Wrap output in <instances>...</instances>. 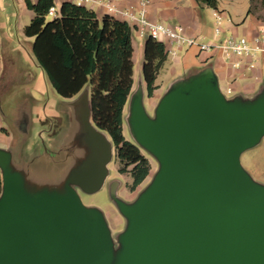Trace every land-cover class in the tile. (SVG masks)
<instances>
[{
  "label": "water",
  "instance_id": "water-1",
  "mask_svg": "<svg viewBox=\"0 0 264 264\" xmlns=\"http://www.w3.org/2000/svg\"><path fill=\"white\" fill-rule=\"evenodd\" d=\"M142 100L136 90L130 123L161 167L135 204L117 201L129 223L115 264H264V186L240 160L264 135V96L229 101L205 73L171 88L155 117ZM82 137L92 153L59 192L29 191L0 148V264L112 263L105 217L73 188H101L111 144L90 123Z\"/></svg>",
  "mask_w": 264,
  "mask_h": 264
},
{
  "label": "crops",
  "instance_id": "crops-1",
  "mask_svg": "<svg viewBox=\"0 0 264 264\" xmlns=\"http://www.w3.org/2000/svg\"><path fill=\"white\" fill-rule=\"evenodd\" d=\"M62 1L64 0H54L56 12L54 14L49 13L48 18L59 14V5ZM100 1L102 2H91L82 5L94 9L99 17L104 14H111L118 19L126 20L135 25L134 22L118 13H110L103 2L109 1L116 7L123 9L128 6H138L140 0ZM244 2L245 0H242L243 5L240 6V0H218V8H210L200 7L196 0H151L147 7V15L148 18L156 22H164L170 25L182 24L186 32L191 36L213 39L216 37L217 25L215 23L217 22L218 14L221 16V27L224 33L228 32L227 30H231L235 35H246L252 38L258 33L259 28L264 26V0H248L249 5L247 6H245ZM253 3L258 6H253ZM33 16L34 12L28 7L27 0H0V148L7 150L11 154V167L14 170L29 172L28 175L23 173L31 183L33 182V164L35 162L50 163L51 159H53V154H58L60 156L59 163L62 165V187L64 188L72 172L70 167L77 162V156L74 155L75 152H69L66 146H61L53 149L52 152L47 149L45 151L38 150V152L36 151L33 154L29 143V117L25 116L21 120L24 111L30 107L28 106L29 102H13L18 97L14 99L15 96L12 94L17 92L12 93L10 90V83L13 81L17 84L27 85L34 84L36 79L40 78L34 89L43 98L37 100V102L41 104L45 102V108L54 111V105L49 104L50 101H45V93L41 89V79L43 78L47 81L48 78L32 53V45L35 38L27 36L25 33V28ZM17 34L22 36L19 42L17 41ZM147 38V36H141L138 33L136 26L133 33L135 47L134 84L130 98L136 92L135 76L136 73L140 72L139 64L142 65L143 61H145L144 46ZM164 43L170 48L171 44L169 42ZM20 47L26 49L21 54L23 62L25 63V59L27 60V64L25 66L23 64L24 67L20 64L21 62L17 56L14 55L19 51ZM256 58V65L252 69L247 66L251 60L250 57L246 58V60L243 59L241 67H234L219 51L207 52L200 51L197 46H182L175 55L169 53L156 79L158 87L154 90L153 96L148 97L157 104L159 102L157 100L161 99L175 85L205 73H213L217 77L224 95L225 91H227L232 96L228 98L225 95L227 100L241 104L253 103L264 96V53ZM235 59L233 58L232 60L234 61ZM30 63L40 69V75L37 78L33 69L29 66ZM144 86L147 92L146 83ZM18 92H20L19 88ZM79 94L66 99L75 102ZM3 100L8 102L6 103ZM75 116L77 117L76 114ZM75 127L73 129L74 133L79 129L78 127L75 129ZM79 153L82 152L80 151ZM54 158L56 159V156ZM15 161H17L16 165H14ZM40 170L41 166L38 170L33 168V172L35 171L36 173H39ZM44 179H48V176ZM44 183H46L45 180ZM55 189L57 190V188Z\"/></svg>",
  "mask_w": 264,
  "mask_h": 264
},
{
  "label": "trees",
  "instance_id": "trees-1",
  "mask_svg": "<svg viewBox=\"0 0 264 264\" xmlns=\"http://www.w3.org/2000/svg\"><path fill=\"white\" fill-rule=\"evenodd\" d=\"M200 7L218 8V0H196ZM34 16L25 28L34 37L32 53L50 84L63 98H72L91 83V119L106 131L117 151L119 171H129L137 187L151 171L140 148L123 133L125 107L134 84L133 33L136 26L111 14L99 17L85 5L64 0L59 14L48 18L54 0H27ZM169 55L164 42L148 37L144 46V80L153 96L157 76ZM130 166L131 169H128Z\"/></svg>",
  "mask_w": 264,
  "mask_h": 264
},
{
  "label": "rangeland",
  "instance_id": "rangeland-1",
  "mask_svg": "<svg viewBox=\"0 0 264 264\" xmlns=\"http://www.w3.org/2000/svg\"><path fill=\"white\" fill-rule=\"evenodd\" d=\"M244 3L245 6L249 5L248 0H245ZM239 5H243L242 0H240ZM254 5L256 7L258 6L256 3H253V6ZM52 17L53 16H50L49 18L51 19ZM215 25H217L216 27H220V31L216 34V37L213 39L206 38L203 40L206 42H218L219 44H223L229 36L233 35V33L231 30H227L228 32L226 33L223 32L221 27L222 20H217ZM20 38H22V36H18L17 34L18 42ZM25 50L26 49H24L23 47H20L19 51L14 54L15 56H17L22 66L23 64L24 66L27 64V60L25 59L24 63L23 57L21 56V54L25 52ZM219 52L222 53V50L220 49ZM143 64L144 61L142 65L139 64L140 72L136 73L135 76L136 90L138 91L139 89H142V101L146 113L150 117H155V111L159 102L155 104L154 100L149 99L147 95L144 86L145 83ZM29 66L33 69L34 74L37 78L40 75V69L37 66H32L31 63ZM38 81H40V78H37L34 84H17L14 81L10 83V90L12 91V93L17 92L15 94H12L15 96L14 99L18 97L16 100L12 99L14 100L13 102H29L28 106L30 107L28 110L24 109L25 111L22 114L21 120L24 119L25 116L29 117V143L31 144V150L33 154L36 151L38 152V150L45 151L48 149L52 152L53 149L59 148L61 146H66L69 152L74 151V155L77 156V162H75L73 166L71 165L72 167H70V171L75 170L79 166V164L82 161L87 160L92 153L91 149L87 150V146L82 137L86 129H88L89 123L97 131H99L100 134L105 137L111 144L112 157L107 164V174L101 188L92 193L86 192L78 186H73V188L87 207H94L99 209L105 217L113 240L114 258L111 264H115L117 261V255L122 248L120 238L127 229L129 223L128 218L121 212L117 201L121 200L127 204H135L141 194L145 192L152 184L157 172L161 167L160 161L153 153H151L149 150L138 143V140L133 132L130 123V98L124 111L123 133L128 141L134 143L140 148L142 154L148 158L151 165L150 174L137 187L132 188L131 185L133 182V178L131 173L129 171L121 173L119 171L121 165L117 158L116 147L110 135L106 131L97 128V126L92 122L90 109V99L92 93L91 83H87L75 99V102H72V100L61 97L54 89V87L49 83V81H45V79L42 78L41 89L44 90L45 101H50L49 104L54 105V111H50L49 108H45V102H43L42 104L37 102V100H41L43 98L42 95L34 89V86H37ZM18 88L20 92H18ZM225 95L228 98L232 97L227 91H225ZM3 101H5L6 103L8 102L6 100ZM157 101H160V99ZM72 114H74V116H72ZM75 114L77 115V117L75 116ZM39 116L40 118H38ZM76 125L80 126H77L79 129L74 133L73 129ZM77 127H75V129ZM77 145L79 146L76 147ZM83 150L87 151L82 152ZM80 151L82 153H79ZM55 156L56 159L54 158ZM59 158L60 156H58V154H53V159H51L50 163L35 162V164H33V168H37L38 170V168L41 166V172H33L32 168L33 182L31 183L27 180L28 182H26V188L29 191L33 192L42 188H49L51 190H53V188H57L56 191H61V188L63 186V176L61 174L63 171L62 165L59 163ZM240 160L243 168L247 173H249L252 179L256 183L264 186V135L256 145L242 152ZM16 164L17 161L14 162V165ZM131 167L132 166H130L128 169H131ZM23 172L26 173V175L29 174V172ZM46 176H48V179H44ZM44 180L46 181V183H44ZM1 193L2 184L0 185V195Z\"/></svg>",
  "mask_w": 264,
  "mask_h": 264
},
{
  "label": "built area",
  "instance_id": "built-area-1",
  "mask_svg": "<svg viewBox=\"0 0 264 264\" xmlns=\"http://www.w3.org/2000/svg\"><path fill=\"white\" fill-rule=\"evenodd\" d=\"M73 3L82 5L85 3H101L100 0H71ZM151 0H140L138 6L118 8L111 2H103L110 13H118L135 23L141 36L152 37L161 42H169V53L175 55L182 46H197L200 51L214 52L222 50L223 56L234 67H241L243 59L251 58L247 66L252 69L256 65L257 56L264 53V26L259 28L258 33L249 38L246 35H231L225 43L206 42L198 36H191L186 32L182 24L170 25L164 22H156L148 18L147 7ZM56 12V5L49 10L50 14ZM217 14V13H216ZM218 19L221 16L217 14ZM220 27H216V34ZM233 58H236L234 61Z\"/></svg>",
  "mask_w": 264,
  "mask_h": 264
},
{
  "label": "flooded vegetation",
  "instance_id": "flooded-vegetation-1",
  "mask_svg": "<svg viewBox=\"0 0 264 264\" xmlns=\"http://www.w3.org/2000/svg\"><path fill=\"white\" fill-rule=\"evenodd\" d=\"M83 141H84V139H83ZM85 142V141H84ZM85 144H86V142H85ZM79 145H77L76 147H78ZM86 146H87V144H86ZM87 148H88V146H87ZM81 150H82V148H81ZM84 151H86V150H84ZM84 151H82V152H84ZM2 170L0 169V185L2 184Z\"/></svg>",
  "mask_w": 264,
  "mask_h": 264
}]
</instances>
